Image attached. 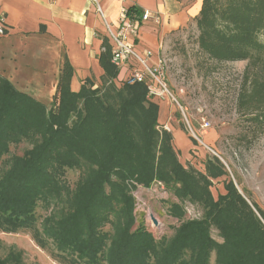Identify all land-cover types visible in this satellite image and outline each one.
Listing matches in <instances>:
<instances>
[{
  "label": "trees",
  "instance_id": "16d2710c",
  "mask_svg": "<svg viewBox=\"0 0 264 264\" xmlns=\"http://www.w3.org/2000/svg\"><path fill=\"white\" fill-rule=\"evenodd\" d=\"M194 22L198 48L209 59L247 61L239 109L257 130L264 129V42L259 38L264 0H203ZM98 60L103 85L88 77L78 91L71 89L73 67L65 60L49 105L0 74V159L23 136H40L0 178V231L31 233L60 264H209L213 252L217 264H264V210L231 180L225 194L213 197L210 176L227 173L219 157L207 158L205 172L183 165L172 133L157 128L160 106L149 99L146 83L117 87L119 69L106 38ZM83 163L88 176L72 201L74 209L64 218L47 216L41 224L36 205L62 187L57 174ZM157 181L204 209L201 219L182 221L159 241L142 222L134 227L132 208L121 223L111 217L118 190L148 188ZM116 211L120 214V207ZM173 212L185 214L180 205ZM107 222L115 232L101 229ZM212 227L222 242L212 236Z\"/></svg>",
  "mask_w": 264,
  "mask_h": 264
},
{
  "label": "rangeland",
  "instance_id": "374dc122",
  "mask_svg": "<svg viewBox=\"0 0 264 264\" xmlns=\"http://www.w3.org/2000/svg\"><path fill=\"white\" fill-rule=\"evenodd\" d=\"M197 35L194 22L188 28L172 34L162 52V57L167 61L166 81L178 102L169 98L153 100L162 109H165L163 103L168 101V115L164 120L159 118L157 128L163 130V125L168 123L170 130L167 131L173 135V145L183 165H192L205 172V161L213 155L224 163L227 173L209 178L213 197L225 194V183L231 180L240 193L250 197V201L256 202L264 210V129L257 130L246 120L248 115L239 109V92L245 79L247 61L218 62L209 59L200 52L196 42ZM259 38L264 42V32ZM94 79L96 85H103V79ZM29 93L33 95V92ZM205 120L210 122L206 129L202 127ZM177 130L181 132L179 136ZM254 136L257 138L253 139ZM39 139L37 135L23 136L20 142L11 143L0 159V178L11 168L13 158L24 156ZM193 139H196L197 144ZM82 165V168L67 169L61 176L57 174L62 187L51 190L47 200L42 199L36 205L41 224L47 216L64 218L68 211L74 209L72 201L88 176L87 164ZM174 189V186H167L161 181L148 188L142 185L131 188L129 185L127 192L117 191L119 199L113 201L111 217L115 223H121L131 217L132 208L136 216L134 227L142 222L158 241L163 235L171 236L182 221L201 219L204 214L200 204L193 203L189 198L181 200ZM86 195H90V191ZM175 205H180L185 211L182 217L175 216ZM116 207H120V214ZM101 229L109 233L115 232L109 222L101 226ZM211 234L219 242L223 241L216 228L212 227ZM107 244L111 245L110 239ZM0 264L60 263L37 245L31 233L0 231ZM209 264H217L215 252L212 253Z\"/></svg>",
  "mask_w": 264,
  "mask_h": 264
},
{
  "label": "crops",
  "instance_id": "0c3cea01",
  "mask_svg": "<svg viewBox=\"0 0 264 264\" xmlns=\"http://www.w3.org/2000/svg\"><path fill=\"white\" fill-rule=\"evenodd\" d=\"M202 1L0 0V15L7 26V32L0 34V74L49 105L65 60L73 67V91H78L88 77L102 78L104 70L98 57L104 38L113 44L106 23L118 29L123 7L132 17H140L146 9L151 11L152 16L141 23L136 47L142 52L152 51L151 61L155 62L162 57L172 34L194 24ZM167 102L163 103L165 109L160 108V120L168 115ZM176 133L179 136L181 132Z\"/></svg>",
  "mask_w": 264,
  "mask_h": 264
},
{
  "label": "built area",
  "instance_id": "2783aa9c",
  "mask_svg": "<svg viewBox=\"0 0 264 264\" xmlns=\"http://www.w3.org/2000/svg\"><path fill=\"white\" fill-rule=\"evenodd\" d=\"M97 9L102 13L98 4ZM152 16L150 10L143 11L140 17H132L128 8L123 7L120 13L121 25L114 29L109 23H106L109 38L112 41L113 62L119 69V75L116 78L118 85L134 84L144 82L148 87V97L151 100L171 99L177 101V98L170 91L166 81L167 61L164 57H159L155 62L151 61L152 51H139L136 47V41L140 33L141 23ZM7 32L5 19L0 15V34ZM210 126V122L205 120L202 124L204 129ZM165 130H170L168 123L163 125ZM197 139L198 136L195 134Z\"/></svg>",
  "mask_w": 264,
  "mask_h": 264
},
{
  "label": "water",
  "instance_id": "95a60500",
  "mask_svg": "<svg viewBox=\"0 0 264 264\" xmlns=\"http://www.w3.org/2000/svg\"><path fill=\"white\" fill-rule=\"evenodd\" d=\"M153 220L156 222L157 220H156V218L153 216Z\"/></svg>",
  "mask_w": 264,
  "mask_h": 264
}]
</instances>
